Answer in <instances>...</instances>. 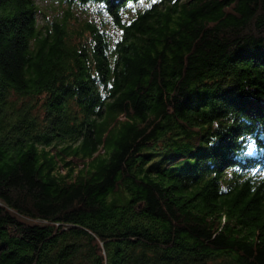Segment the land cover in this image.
Segmentation results:
<instances>
[{
    "label": "trees",
    "instance_id": "1",
    "mask_svg": "<svg viewBox=\"0 0 264 264\" xmlns=\"http://www.w3.org/2000/svg\"><path fill=\"white\" fill-rule=\"evenodd\" d=\"M0 0V264H264V0Z\"/></svg>",
    "mask_w": 264,
    "mask_h": 264
},
{
    "label": "rangeland",
    "instance_id": "2",
    "mask_svg": "<svg viewBox=\"0 0 264 264\" xmlns=\"http://www.w3.org/2000/svg\"><path fill=\"white\" fill-rule=\"evenodd\" d=\"M37 2V4L43 8L44 11L49 12L50 8H48V6H50V4L48 3V1L46 0H35Z\"/></svg>",
    "mask_w": 264,
    "mask_h": 264
},
{
    "label": "snow or ice",
    "instance_id": "3",
    "mask_svg": "<svg viewBox=\"0 0 264 264\" xmlns=\"http://www.w3.org/2000/svg\"><path fill=\"white\" fill-rule=\"evenodd\" d=\"M153 2H155V0H153Z\"/></svg>",
    "mask_w": 264,
    "mask_h": 264
}]
</instances>
